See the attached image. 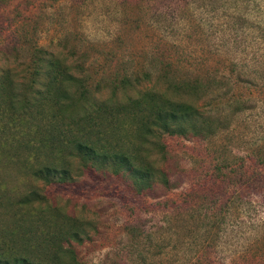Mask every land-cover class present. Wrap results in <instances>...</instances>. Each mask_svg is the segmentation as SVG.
<instances>
[{
    "label": "rangeland",
    "instance_id": "374dc122",
    "mask_svg": "<svg viewBox=\"0 0 264 264\" xmlns=\"http://www.w3.org/2000/svg\"><path fill=\"white\" fill-rule=\"evenodd\" d=\"M53 62L86 81L103 114L126 91L137 93L122 91L125 76L202 110L203 137L164 134L166 153L152 151L170 187L157 182L137 194L127 175L95 168L66 184L34 176L58 161L52 111L46 101L33 104L29 87L33 65ZM262 146L264 0L0 2L4 255L21 240L18 200L37 190L87 223L89 236L76 244L80 264H264Z\"/></svg>",
    "mask_w": 264,
    "mask_h": 264
},
{
    "label": "trees",
    "instance_id": "16d2710c",
    "mask_svg": "<svg viewBox=\"0 0 264 264\" xmlns=\"http://www.w3.org/2000/svg\"><path fill=\"white\" fill-rule=\"evenodd\" d=\"M0 2L6 4L9 0ZM33 68L31 73L36 78L29 84L33 104L46 101L45 106L52 111L54 125L49 141L54 142L52 151L58 156L57 162L34 171V176L47 184H66L75 179V173L95 168L127 175L137 194L152 189L157 182L170 187L168 174L155 166L152 151L166 153L164 134L203 137L206 133L208 126L202 124L204 114L197 105L169 96L165 90L138 89L134 85L136 78L123 77L120 88L124 91L133 87L137 93L126 91L111 113L103 114L99 111L101 99L90 95L86 81L68 66L53 62L44 69L35 63ZM4 74L10 77L8 71ZM41 74L44 77L39 80ZM35 84L40 86L35 88ZM171 88L169 83L167 89ZM261 148L258 154L264 167V146ZM17 205L26 211L21 213L26 216L23 222L15 216L21 240L7 245V249L14 246L16 250L11 257L0 248V264L81 263L76 244H83L89 236L84 218L49 203L37 190L23 195Z\"/></svg>",
    "mask_w": 264,
    "mask_h": 264
}]
</instances>
